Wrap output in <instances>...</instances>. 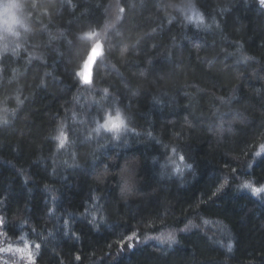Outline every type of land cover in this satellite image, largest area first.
Returning a JSON list of instances; mask_svg holds the SVG:
<instances>
[{"label":"trees","instance_id":"1","mask_svg":"<svg viewBox=\"0 0 264 264\" xmlns=\"http://www.w3.org/2000/svg\"><path fill=\"white\" fill-rule=\"evenodd\" d=\"M17 1L31 31L0 51V248L27 244L35 264H264L259 0ZM117 109L125 126L101 127Z\"/></svg>","mask_w":264,"mask_h":264},{"label":"snow or ice","instance_id":"2","mask_svg":"<svg viewBox=\"0 0 264 264\" xmlns=\"http://www.w3.org/2000/svg\"><path fill=\"white\" fill-rule=\"evenodd\" d=\"M260 4L262 6H264V0H259ZM24 6V5H22ZM178 8H181L182 10H189L193 13V15L190 16H186V19L191 21L193 18L199 19L201 22H203L204 20V16L201 15L194 4L192 3H188L186 5H177ZM120 12H123L124 9L120 8L119 9ZM117 19H119V17H117ZM112 25H108V27H111ZM31 29H28V32H30ZM83 37H94L97 36L98 34L95 31H88V32H84L81 34ZM55 37H53L54 39ZM21 47V45H18L17 48ZM101 48V44L99 43V41H97V43L91 48L90 53L87 56V60L85 62V67L87 68L88 66H92L94 69L96 67V65L94 64V61L97 60L98 56L100 55L99 49ZM5 52H7V50H5ZM243 60L247 61L249 59H251L248 56H243L242 57ZM73 75H76L78 77H83L82 81L78 79V82H82L85 84H91L92 81L89 79L88 75L86 73H80L77 71L73 72ZM105 92H107V89L104 90ZM3 123H7L6 120L2 121ZM109 122L110 123V127L111 129L114 130H118L121 126H125V118L123 117L121 111L119 109L116 110V116L113 120L112 117H109L108 120L105 122L104 125H101V127H109ZM59 140V144L60 146H63L65 144V140H66V136L64 131L61 129L60 131V135L58 137ZM221 189L224 187V185L220 186ZM243 187L246 188H251L252 186L250 184H245L243 185ZM252 191L256 194L260 193L261 191H264V189L261 188H252ZM0 227H6V222L4 221L3 218H0ZM135 236V234H133V237ZM133 237H128L127 239L131 240ZM159 239H161L162 241L166 240L169 243L175 242L176 237L174 233H169L167 236H161L159 237ZM40 245L36 244L35 248H36V252L38 253L40 251ZM0 251L3 252H18L21 253L22 255H26L27 260L29 261V264H35V253H33L31 251V249L29 248V246L27 244H25V247L23 248H16L13 249L12 245L9 244L7 247H4L2 249H0Z\"/></svg>","mask_w":264,"mask_h":264},{"label":"clouds","instance_id":"3","mask_svg":"<svg viewBox=\"0 0 264 264\" xmlns=\"http://www.w3.org/2000/svg\"><path fill=\"white\" fill-rule=\"evenodd\" d=\"M30 29L24 6L14 0H0V51H9L21 45Z\"/></svg>","mask_w":264,"mask_h":264},{"label":"rangeland","instance_id":"4","mask_svg":"<svg viewBox=\"0 0 264 264\" xmlns=\"http://www.w3.org/2000/svg\"><path fill=\"white\" fill-rule=\"evenodd\" d=\"M14 2H16V3L19 4V2H18L17 0H14ZM109 117H112L113 120H114V118H115V116H113V115H109V116L107 117V119L105 120V122L108 120ZM105 122H104V124H105ZM110 123H111V122H109V127H106L107 129H111V127H110ZM104 124H103V125H104ZM257 154H258V156L264 155V144L259 148V150L257 151ZM2 242H3V241H2ZM2 242H1V243H2ZM8 245H9V244H4V246H2L0 249H2V248H4V247H7ZM11 245H12L13 249H16V248H23V247H20V246H15V245H13V244H11ZM29 248H30V247H29ZM30 249H31V248H30ZM0 253H1L3 256H5V261H4L3 263H0V264H6L7 254H12V255H14V256H21V255H22L21 253H18V252H15V251H12V252H3V251H0ZM25 259H26L27 262H29V261L27 260L26 255H25ZM14 264H20V263L15 262Z\"/></svg>","mask_w":264,"mask_h":264},{"label":"water","instance_id":"5","mask_svg":"<svg viewBox=\"0 0 264 264\" xmlns=\"http://www.w3.org/2000/svg\"><path fill=\"white\" fill-rule=\"evenodd\" d=\"M97 42H95L94 44H93V46L96 44ZM99 43L101 44V48H102V43H101V41H99ZM92 46V47H93ZM101 48L99 49V52L101 51ZM87 60V59H86ZM86 62V61H85ZM96 61H94V63H95ZM91 72H92V66H88L87 68L85 67V63H84V65H83V71H82V73H86L87 75H88V77H89V79H91ZM82 79H83V77H82Z\"/></svg>","mask_w":264,"mask_h":264},{"label":"bare ground","instance_id":"6","mask_svg":"<svg viewBox=\"0 0 264 264\" xmlns=\"http://www.w3.org/2000/svg\"><path fill=\"white\" fill-rule=\"evenodd\" d=\"M98 41H100V40H98ZM97 42V41H96ZM102 43V42H101ZM103 45V44H102ZM93 46V45H92ZM92 48V47H91ZM91 50V49H90ZM90 50H89V52H88V54L90 53ZM101 50H102V48H101ZM101 52V51H100ZM88 54H87V56H88ZM86 59H87V57H86ZM86 59H85V61H86ZM85 61H84V63H85ZM84 63H83V65H84ZM95 64V63H94ZM82 71H83V66H82Z\"/></svg>","mask_w":264,"mask_h":264}]
</instances>
